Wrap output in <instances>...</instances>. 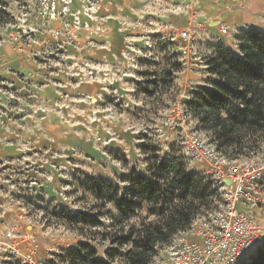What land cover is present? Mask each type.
Listing matches in <instances>:
<instances>
[{
    "label": "rangeland",
    "instance_id": "1",
    "mask_svg": "<svg viewBox=\"0 0 264 264\" xmlns=\"http://www.w3.org/2000/svg\"><path fill=\"white\" fill-rule=\"evenodd\" d=\"M142 1L146 8L142 9L139 18H144L143 24L146 25L144 32L139 28L132 35L131 54L134 57L130 71L122 67L117 70L122 80L118 90L107 91L96 107L91 106L90 110L83 112V129L92 132L99 127L97 137L100 134L104 136L103 139L98 138L99 150L107 161L86 169L79 167L74 158H67L65 165L52 162L55 168L49 166L46 170L44 160H41L33 168L40 169L38 167L42 166L44 172L34 170L30 173V177L36 179V185L30 186V177L22 178L20 173L14 177L20 181L12 194L15 203L0 209V225L27 237L29 243L20 248L24 259H0V264H68L71 259L69 253L88 239L98 257L105 260L112 258V264H124L123 255L127 248H117L112 253L113 247L108 242L99 241L97 233L112 231L106 212L113 213L114 210L107 203L105 208L95 209L104 201L98 200L92 189L102 181L117 187L121 195L129 186L132 171L146 173L151 154L144 150L145 147L154 149L161 161H176L183 165L188 174L201 181V187L211 188L214 195L209 207L201 214L207 212L213 215L210 225L214 232L232 230L240 214L246 212V226L237 232L242 248L237 255L233 244L228 241L227 246L224 245L222 251L216 253L221 256L217 264H246L264 241V209H253L245 202L235 206L238 216H231L230 203L220 197V176L209 164L193 162L186 149L189 139H197L216 150L209 137L199 131L197 122L188 111V104L193 93L206 87L208 75L205 63L216 47L223 46L237 54V39L243 32L251 28L264 32V0ZM39 2L18 0L10 3L8 12L13 22L0 27V50L4 46H12L18 38L24 41L28 37L17 27L37 14ZM165 26L175 27L176 32L185 31L190 38L181 39L166 30ZM15 32L18 33L16 39L13 37ZM167 71H172V77L165 84L161 79ZM8 107L0 106L1 118L15 115ZM107 109H111V113L105 112ZM115 126L132 133L130 144L127 145L116 132H112ZM263 153L264 142L244 159ZM221 156L226 162L238 161L237 164H242L240 159L243 158L233 160ZM41 158L38 155V160ZM225 167L223 165L221 171L224 172ZM46 176H51L52 180H46ZM0 203H6V200H0ZM149 208L150 204H146L138 209L128 223L137 224L140 218L147 217ZM219 211L226 218L227 225L223 231L220 228L221 219L214 217ZM77 213H102L103 226L91 228L66 223V215ZM153 220L152 216L148 218V222Z\"/></svg>",
    "mask_w": 264,
    "mask_h": 264
},
{
    "label": "trees",
    "instance_id": "2",
    "mask_svg": "<svg viewBox=\"0 0 264 264\" xmlns=\"http://www.w3.org/2000/svg\"><path fill=\"white\" fill-rule=\"evenodd\" d=\"M13 1L18 0H0V27L13 22L8 12ZM205 67L206 87L193 93L188 111L217 152L233 160L245 158L264 142V32L254 28L243 32L237 39V54L216 47ZM171 77L172 71H167L161 80L166 84ZM144 150L151 154L146 173L132 171L129 186L121 195L117 187L102 181L92 189L96 198L104 201L95 209L101 210L107 203L114 210L106 212L112 231L97 233L99 241L108 242L112 253L127 248L124 264H150L161 248L184 233L209 207L214 195L183 165L161 161L151 147ZM146 204H150L148 216L129 224V218ZM101 216L77 213L64 218L68 224L101 228ZM150 216L154 220L148 222ZM90 241L69 253L68 264H112V258L97 256ZM246 264H264V241Z\"/></svg>",
    "mask_w": 264,
    "mask_h": 264
},
{
    "label": "crops",
    "instance_id": "3",
    "mask_svg": "<svg viewBox=\"0 0 264 264\" xmlns=\"http://www.w3.org/2000/svg\"><path fill=\"white\" fill-rule=\"evenodd\" d=\"M79 8L76 2L72 10ZM143 8L142 0H101L97 13L101 31L95 36L86 31L78 33L76 47H66L61 67L49 57L50 47L61 42L53 38L60 22L46 21L35 13L19 24L17 30L20 28L28 37L24 41L18 38L12 46L0 50V106L7 105L10 113L15 112L11 118H2L0 162L24 158L35 165L44 160L48 170L52 162L65 165L67 158H74L79 167L86 169L107 161L99 150L98 140L104 136L97 137L99 127L92 132L83 129V112L96 107L107 91L118 90L122 80L117 70L122 67L130 71L132 35L136 30L131 27L144 23V18H139ZM122 25L128 28L120 31ZM17 34H13L15 39ZM93 64H98L97 80L75 82L71 78L70 68ZM10 94L14 98H9ZM114 128L112 132L130 144L132 133ZM38 155L42 156L40 160Z\"/></svg>",
    "mask_w": 264,
    "mask_h": 264
},
{
    "label": "built area",
    "instance_id": "4",
    "mask_svg": "<svg viewBox=\"0 0 264 264\" xmlns=\"http://www.w3.org/2000/svg\"><path fill=\"white\" fill-rule=\"evenodd\" d=\"M100 1L40 0V10L37 14L46 21L57 20L60 22V29L53 34V38L62 43L52 45L50 47L51 55L49 56L57 66L64 65L63 59L66 47H76L78 33L86 31L90 36H95L101 31L97 25ZM76 2L79 3L80 8L72 10ZM127 28V26L122 25L119 30L122 31ZM139 28L144 32L145 25L139 22L131 27L132 30ZM165 29L179 35L181 39L187 40L190 38L187 32H176L177 30L173 26H165ZM177 37L175 36V38ZM89 43L94 45L92 41H89ZM69 74L71 78L75 79V82L95 81L98 79V64L85 65L83 69L70 68ZM8 97L14 98L11 94ZM110 111L111 109H107L105 112L111 113ZM0 125H4L1 117ZM186 149L189 151L193 162L209 164L212 170L220 176L219 192H222L220 197L225 198L230 203L231 216L236 218L238 215H236L235 206L245 202L253 209H264V153L252 159H240L242 164H237L238 161L226 162L214 148L199 142L197 139H189L186 143ZM223 165L226 166L224 172L221 171ZM242 165L244 166L243 169L239 170ZM38 168L40 169L33 168V163L25 161L24 158L0 162V200H6V203H0L1 210L7 205L12 206L15 203L12 194L19 186L20 181L13 178L19 176V173L22 178L30 177V173L34 170L44 172L42 166ZM51 168L55 167L51 165ZM6 172H9V174L4 176L3 174H6ZM2 177H5V179ZM46 180L51 181L52 177L48 176ZM225 180L230 181L231 184L227 186L224 183ZM29 184L30 186L36 185V179L30 177ZM214 217L218 220L221 219L220 228L223 231L227 225L224 213L219 211ZM245 217L246 212L243 211V214H240V218L237 219L233 231L230 228L227 232L216 233L210 225V219L213 218V215L205 212L197 216L184 233L178 234L169 245L163 247L160 254L155 256L150 264H217L221 260V256L216 253L222 251L224 245L227 246L228 241H231L232 248L238 255L243 243L237 238V232L240 228L246 226ZM28 243L27 237L19 236L12 229L3 228L0 225V259L22 260L20 248Z\"/></svg>",
    "mask_w": 264,
    "mask_h": 264
},
{
    "label": "water",
    "instance_id": "5",
    "mask_svg": "<svg viewBox=\"0 0 264 264\" xmlns=\"http://www.w3.org/2000/svg\"><path fill=\"white\" fill-rule=\"evenodd\" d=\"M224 183H225L227 186H229V185L231 184V182H230V181H227V180H225Z\"/></svg>",
    "mask_w": 264,
    "mask_h": 264
}]
</instances>
